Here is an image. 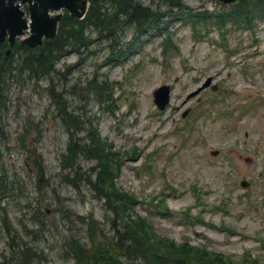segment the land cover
<instances>
[{"label":"rangeland","instance_id":"374dc122","mask_svg":"<svg viewBox=\"0 0 264 264\" xmlns=\"http://www.w3.org/2000/svg\"><path fill=\"white\" fill-rule=\"evenodd\" d=\"M182 2L195 17L226 15L241 4ZM242 3L255 13L252 30L231 22L221 33L210 21L207 27L202 21L194 26L167 16L160 24L162 36L153 30L137 40L132 27H125L108 46L90 32L84 54L66 53L51 77L69 112L85 129L93 124L110 151L117 152L112 184L122 196L138 199L126 203L125 217H141L171 247L187 243L195 261L199 249L237 264H264V15L259 17L257 8L264 0ZM207 79L209 87L186 101ZM104 81L111 86L113 104L94 95L106 84L91 82ZM165 84L170 100L159 111L152 92ZM3 87L11 101L0 114V255L9 251L7 243L16 235L9 237L12 228L35 248L34 264H79L72 239L87 249L102 236L111 241L105 202L80 180L84 175L72 181L62 175L58 163L69 133L47 79L21 86L19 77ZM79 163L82 172L96 165ZM241 181L248 188L240 187ZM38 205L40 213L34 211ZM63 208L98 226L93 242L82 221L59 218Z\"/></svg>","mask_w":264,"mask_h":264},{"label":"trees","instance_id":"16d2710c","mask_svg":"<svg viewBox=\"0 0 264 264\" xmlns=\"http://www.w3.org/2000/svg\"><path fill=\"white\" fill-rule=\"evenodd\" d=\"M156 1L157 6L147 5L140 0H92L83 20L77 21L64 15L59 24L57 36L42 48L32 51L17 45L6 56L4 49L7 45L0 46V66H2L0 114L6 106L4 95L8 92H6L7 88L3 87L5 82L20 77L21 86H23L24 83L30 81L40 82L47 79V91L52 97L57 114L69 133L65 151L60 155L58 163L62 175L66 180L71 181L76 175H84L80 177V180L84 181L90 190L92 189L95 195L105 202L110 215L107 223L110 224L108 232L112 235L111 241H106V238L102 236V242L96 244L91 238L95 240L98 236V226L92 224L89 219L78 217L67 208H63L59 218L67 223L73 218L82 221L87 239L93 242V247L87 249L84 244L71 238L75 243H72L70 247L72 253L77 255L79 264H179V262L183 264H237L219 254L199 249L197 261H195L194 252L187 243H183V247H171L164 239L157 238L153 229L141 217L137 221L126 218L124 215L128 209L125 206L126 203H137L138 199L136 201L131 194L122 196V192L112 184V168L115 167L114 157L117 152L110 151L109 146L101 140L96 129L93 128V124L90 129H85L84 122L69 112V108L61 97V92H58L52 85L51 77L56 72L55 67L58 62L66 53L83 55L91 44L90 32L95 35L96 40L103 41L109 46L117 40L120 29L125 27H132L133 36L139 40L141 36L152 33L153 30L160 31V24L167 16H174L184 22H191L195 18L193 17L195 14L188 10L182 0ZM242 2L245 1H241L233 13L224 15L218 12L216 16L211 14L208 16L207 13L201 15L202 17H196L205 27L209 21L213 22V20L217 24H223L222 26L231 24L230 22L235 24L244 22L252 26L255 13L248 10L247 6H243ZM257 6L259 17H261L264 15V4L260 3ZM114 59L118 60L119 57H114ZM91 84L106 83L104 81L103 83L91 82ZM94 95L105 99L107 104L115 103L111 86L108 84H106V89ZM80 132H84L83 137L78 136ZM82 160H91L96 162V165L91 166L87 172H82L79 163ZM117 166H119V161ZM71 181L70 183L75 185ZM1 182L0 180V185ZM10 189L9 194H13L14 189ZM34 211L40 213V206H36ZM7 232L9 237L11 233L16 235L10 237V242L7 243L8 253L0 255V264H34L37 259L35 248L25 243L22 240L23 236L21 235V238L12 228H9ZM105 245L108 246L104 248ZM138 248H142L144 252ZM243 264L247 263L243 262Z\"/></svg>","mask_w":264,"mask_h":264},{"label":"water","instance_id":"95a60500","mask_svg":"<svg viewBox=\"0 0 264 264\" xmlns=\"http://www.w3.org/2000/svg\"><path fill=\"white\" fill-rule=\"evenodd\" d=\"M89 1L91 0H0V44L7 39L12 46L17 36H24L22 44L32 49L40 47L43 38L49 40L56 35L61 10L68 11L71 18L82 19ZM221 1L228 4L235 0ZM23 7L27 9L28 19H25L26 11ZM208 84L209 81L203 87ZM153 93L154 103L159 109H163L168 101L169 87L162 86ZM241 185L246 187L244 182Z\"/></svg>","mask_w":264,"mask_h":264}]
</instances>
